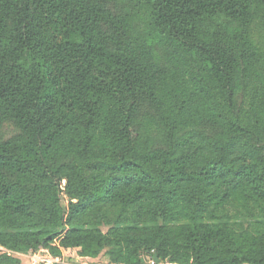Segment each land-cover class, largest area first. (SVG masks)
Instances as JSON below:
<instances>
[{
	"label": "trees",
	"instance_id": "trees-1",
	"mask_svg": "<svg viewBox=\"0 0 264 264\" xmlns=\"http://www.w3.org/2000/svg\"><path fill=\"white\" fill-rule=\"evenodd\" d=\"M0 247L264 264V0H0Z\"/></svg>",
	"mask_w": 264,
	"mask_h": 264
},
{
	"label": "rangeland",
	"instance_id": "rangeland-1",
	"mask_svg": "<svg viewBox=\"0 0 264 264\" xmlns=\"http://www.w3.org/2000/svg\"><path fill=\"white\" fill-rule=\"evenodd\" d=\"M15 133H16V129L12 125L6 124L3 127V134H4L5 138H8V137L14 135ZM61 198H62L63 205L66 207L68 204V199L64 195H62ZM106 230H107L106 227L102 228V231H106ZM32 254L33 253H29L27 255H24V257H22L20 259L21 260L20 264H39V263H33L31 258H33V256L42 257V254H40L38 252L33 256H32ZM58 258H59V261H58V263H55V264H80V263L82 264L86 259V258L80 257L78 249L62 250V254ZM90 261H92V264H107V260L103 256H100L94 260L90 259ZM150 263H151V261L148 260L147 257H145L144 264H150Z\"/></svg>",
	"mask_w": 264,
	"mask_h": 264
},
{
	"label": "built area",
	"instance_id": "built-area-1",
	"mask_svg": "<svg viewBox=\"0 0 264 264\" xmlns=\"http://www.w3.org/2000/svg\"><path fill=\"white\" fill-rule=\"evenodd\" d=\"M40 253L42 254V257H36V256H33L35 255L36 253ZM36 253H33L32 256L33 258L32 259V262L33 263H39V264H55V263H58L59 261V258L58 257H53L49 254L48 250H45V249H42V250H39L37 251ZM3 253H6L8 256H14L15 254L17 253H12V252H9V251H6L5 249H3L2 247H0V254H3ZM89 260V261H88ZM81 264V263H80ZM82 264H92V261H90V259H85V261L82 263ZM150 264H154L153 261H151Z\"/></svg>",
	"mask_w": 264,
	"mask_h": 264
},
{
	"label": "crops",
	"instance_id": "crops-1",
	"mask_svg": "<svg viewBox=\"0 0 264 264\" xmlns=\"http://www.w3.org/2000/svg\"><path fill=\"white\" fill-rule=\"evenodd\" d=\"M13 257L16 258V259H18L19 261H21L20 259H21L22 257H24V255H22V254H15ZM91 260H92V259H91ZM93 260H94V259H93Z\"/></svg>",
	"mask_w": 264,
	"mask_h": 264
},
{
	"label": "water",
	"instance_id": "water-1",
	"mask_svg": "<svg viewBox=\"0 0 264 264\" xmlns=\"http://www.w3.org/2000/svg\"><path fill=\"white\" fill-rule=\"evenodd\" d=\"M153 261L155 263H158L159 262V260L157 259V255L155 253L153 254Z\"/></svg>",
	"mask_w": 264,
	"mask_h": 264
}]
</instances>
